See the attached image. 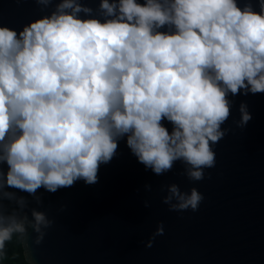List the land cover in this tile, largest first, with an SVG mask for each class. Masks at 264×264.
<instances>
[{
	"label": "clouds",
	"instance_id": "9594fccd",
	"mask_svg": "<svg viewBox=\"0 0 264 264\" xmlns=\"http://www.w3.org/2000/svg\"><path fill=\"white\" fill-rule=\"evenodd\" d=\"M33 2L40 15L21 28L0 20V264L14 239L37 264L33 245L56 223L43 192L99 183L122 141L157 176L179 163L203 181L234 98L264 94V0ZM238 111L243 130L253 116L246 101ZM160 191L172 212L205 199ZM164 233L161 221L145 246Z\"/></svg>",
	"mask_w": 264,
	"mask_h": 264
},
{
	"label": "water",
	"instance_id": "95a60500",
	"mask_svg": "<svg viewBox=\"0 0 264 264\" xmlns=\"http://www.w3.org/2000/svg\"><path fill=\"white\" fill-rule=\"evenodd\" d=\"M38 15L33 0H0V20L10 27L19 29ZM234 99L225 125L233 130L215 145L217 163L203 181L179 175V163L157 176L122 141L118 156L101 166L99 183L41 190V210L56 223L41 245H33L37 264H264V94ZM242 101L253 116L243 130L233 123ZM170 183L182 191L196 187L205 197L199 211H169L160 187ZM145 184L152 185L150 192ZM161 221L164 235L147 248Z\"/></svg>",
	"mask_w": 264,
	"mask_h": 264
},
{
	"label": "trees",
	"instance_id": "16d2710c",
	"mask_svg": "<svg viewBox=\"0 0 264 264\" xmlns=\"http://www.w3.org/2000/svg\"><path fill=\"white\" fill-rule=\"evenodd\" d=\"M2 264H26L22 255V246L18 240L14 239L7 247V256Z\"/></svg>",
	"mask_w": 264,
	"mask_h": 264
}]
</instances>
